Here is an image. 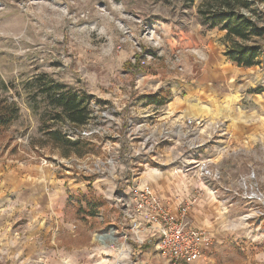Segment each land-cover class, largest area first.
Masks as SVG:
<instances>
[{"label": "rangeland", "instance_id": "1", "mask_svg": "<svg viewBox=\"0 0 264 264\" xmlns=\"http://www.w3.org/2000/svg\"><path fill=\"white\" fill-rule=\"evenodd\" d=\"M200 1L0 0V104L15 103L19 117L0 133V216L20 218L24 224L32 212L29 190L36 202L42 201L46 173L53 197L65 201L48 220H53L56 232L63 219L65 225L59 228L67 232L55 234L53 244L37 236L34 258L22 253L18 263L10 264H86L84 256L79 257L81 246L93 256L89 264H169L155 245L137 242L125 229L117 235L118 224L130 211L119 199L129 201L126 179L137 181L153 171L181 173L191 191L194 186L203 188L207 180L200 178L197 164L204 161L209 172L219 175L211 185L226 191L222 199L202 198L216 205L210 213L221 237L217 241L199 227L212 252L194 264H264V117L238 112L243 103L238 94L229 95L225 72L236 66L226 62L209 66L210 50L221 54L225 47L222 33L202 26L197 14ZM259 67L255 90L263 91L264 103V55ZM251 80L256 81L246 75L237 85L242 88ZM51 83L85 97L90 116L84 126L74 130L66 122L50 121L51 110L39 90ZM159 92H170V102L187 103L196 119L222 124L226 134L211 141L208 129L192 131L173 117L167 119L168 104L145 105L144 96ZM168 110H174L173 103ZM227 113L243 128L236 131L240 144L229 149L224 143L230 133L222 121ZM42 123L72 141L80 139L88 152L65 158L51 144H38ZM194 139L205 146L189 151ZM219 147L223 152L217 151ZM96 176L107 179L101 195L85 184ZM13 181L27 186L15 188L16 193ZM36 206L37 218H42L44 211ZM13 226L23 236L33 229Z\"/></svg>", "mask_w": 264, "mask_h": 264}, {"label": "crops", "instance_id": "2", "mask_svg": "<svg viewBox=\"0 0 264 264\" xmlns=\"http://www.w3.org/2000/svg\"><path fill=\"white\" fill-rule=\"evenodd\" d=\"M219 33H222L223 36L225 34L224 32H219ZM221 46L224 47L223 44ZM209 54H210L209 58H208L209 66H214L216 64L217 65L222 64L223 62H226L225 64H228V63L230 64L227 57H225L224 55H221V54H223V51L220 54V52L217 53L213 50H210ZM259 68H260L259 66L248 68V69L235 67L234 70L232 68H227V70H225V72H227V74H226L227 75L226 85L228 87L229 95L232 97H235V95L238 94L240 101H242V103H243L242 110L237 108L238 112L242 111V113H245L247 111L248 112L252 111L253 113L256 114L257 117H260V119H261L262 116L264 117V103L260 102V98H261L260 93H262L263 91L258 92L257 90H255L256 85H257V80H259V77H257V76L260 75V73L258 72ZM262 73H264V72H262ZM250 74H252V77H255L256 81L251 80L248 83H244V84L240 85L242 88H239V85H237V83L239 82L240 78L244 77L246 75L250 76ZM212 75H217V74H212ZM213 77H215V76H213ZM244 86H245V88H244ZM218 90H220V89H218ZM212 91L215 92V89H212ZM258 97H259V99H258ZM170 103L174 104V110L173 111L168 110V105ZM170 103H168V105H167V112H166V114L168 115V116H166L167 119H170L171 117H173L175 119L176 123H178L180 125V124H183V122L179 121L181 119L184 120L185 118H193V119L197 118L196 116H194L190 106L187 105V103L181 101L180 99H175L173 102H170ZM236 103H234V104H236ZM245 104H246V106H245ZM212 115H213V113H212ZM222 121L224 123H226L225 124L227 127L226 129L228 130V133H230L229 139L224 143L226 145V146H224V148L227 147L229 149L232 146H236L237 144H240V138L236 134V131L241 130L243 128L239 127V125L236 123V121L232 118V114H230V113L225 114L222 117ZM260 125H262V124H260ZM259 127L260 126H257L255 129H257ZM253 128H254V126H253ZM259 138H261V137H259ZM222 150L223 149L219 147V149L217 151L223 152ZM232 152H233V154H235V152L233 150H232ZM249 153L252 154V151ZM44 174L45 175H43V176H44V178H46L45 179L46 185H44L46 195L44 194V196H41V199H43L42 201L38 200V202H36V196L35 197L30 196L31 190H29L28 194H29L30 201L28 202L29 203L28 208L32 209V212L28 213V215H30L29 219H24V224L20 223V221L22 220L20 218H18L16 220L17 221L16 222L14 220L16 217L10 218L8 216H0V258H1L0 264H2L3 261H5L6 264H10L12 262L10 260H17V263H18L20 260L19 258H20L22 253H24V254L28 253V255H30L31 257L33 256L32 258H34V256L37 254L35 245L39 244V242L37 241L38 239L36 240L37 236L42 235L45 237L43 239V242L53 244V239H54L55 234H57V233L60 234V232H61L63 235H66V233H67L64 230H60V228H59L60 226L63 227L65 225L63 219H60V220L58 219L59 220L58 221L59 226L57 227L56 232L54 231V227H53V223H52L53 220L52 221L48 220V219L52 218L51 213H54V211L56 214H58L56 212V210L57 209L60 210L61 207H64L65 201L64 200H57L56 197L55 198L53 197V192H52V189L50 188L51 180H50V178H48L46 173H44ZM140 179L143 182L148 183L152 187L154 193L158 197H160L166 204H168L171 207V209L174 211H175V206H176L177 202H179L181 200L182 196L189 195L190 192L188 193V191H191L190 187L188 186L189 182L186 185V182H185L186 179L184 178V175L181 173L179 175V174H177V172L167 173V172L156 171V172H153L151 175L149 174L146 177L143 176V178L141 177ZM13 180H15V179H13ZM47 180L49 181V184H47ZM105 181H107L106 178L103 179L101 177L96 176L91 181L92 182L91 184L88 182H85V184L86 185H92V187L94 188V190L96 192L95 194L98 193L101 195V194H103V186L102 185ZM25 186H27V184L19 182V181H13V183L11 185L12 191H15L16 193L18 191L14 190L15 188L25 187ZM29 187H31V186L29 185ZM78 189L83 194L85 193V191H83L81 188H79V186H78ZM3 190H5V188ZM32 193H33V191L31 192V194ZM62 198H63V196H62ZM37 204L39 205L40 209L42 208L44 211V216L42 218H39V219L37 218V215H36L37 211H38L37 206H36ZM215 208H216L215 204L202 199L201 202L196 207H194L193 210H191L189 212L187 221L189 222V224L192 227H194L198 230H200L201 227L202 228L205 227L204 229H206V231L209 233V236L213 237L215 240L218 241V240H220L221 236L216 231H214V228H215L214 223L215 222H213L214 220H212V219H214V217L210 213L211 212L210 210H213ZM47 214H50V216L48 217ZM203 214H204V217L200 221H197L198 217L201 218V215H203ZM209 217H212V218L210 219ZM32 221H38L35 223H37V224L39 223L38 224L39 228H37L36 227L37 224H34V222H32ZM14 223H17V226H20V227L25 225V226H27L26 229H29L30 227H32L33 229L29 230V232L27 233L26 236L21 235V233L19 235L18 234L20 232L19 230L14 231V226H13ZM91 224H92V222H86V225L90 226ZM118 225H120V226H119V231L117 232V235H120L122 233V230L125 229L124 232H126L130 236H133V234L130 232V224H129L128 219L125 220L123 223L120 222ZM120 228H122V229H120ZM140 235H141L142 239L144 240L143 242H145L149 245H153V246L155 245V242L150 239V237L147 233L143 232ZM20 236H23V237L21 238ZM73 237H75V235H73ZM19 238L22 240H20ZM64 238H65V236H64ZM205 239L208 240V237H205ZM11 243H12V245H10ZM209 243H210V241H209ZM88 244H91V241H89ZM104 246H105V244H104ZM43 247H44V244L42 246H40V248H39L41 252H44ZM51 248L52 247L49 246V249L52 251ZM92 248L94 249V251L92 253L94 254V256H96L97 246H94ZM63 249L64 248L62 247L61 248V255H63L64 259H65L68 257V255L66 254L65 250H63ZM51 251H49V252H51ZM202 251H203V257L198 262H201L202 260L204 262L205 261L204 259L206 258V256H209V254L212 252V249L210 248V246L207 248L203 247ZM79 252H80L79 257L81 258L84 256V259H85V261H82V262L89 264L88 258L93 257V256L89 255L90 253L88 252L87 246H84V247L81 246V248L79 249ZM48 256L50 257L52 255L49 254ZM48 261L49 260H47V262ZM51 262H50V264H51ZM93 264H95V263H93Z\"/></svg>", "mask_w": 264, "mask_h": 264}, {"label": "trees", "instance_id": "3", "mask_svg": "<svg viewBox=\"0 0 264 264\" xmlns=\"http://www.w3.org/2000/svg\"><path fill=\"white\" fill-rule=\"evenodd\" d=\"M197 14L207 31L225 33L222 38L223 54L232 65L248 69L262 64L264 44L260 42H264V0H201ZM39 91L43 102L51 110V113L48 112L50 121L66 122L77 130L89 120L90 106L84 96L79 97L75 91L53 83L42 85ZM170 98V92L166 95L159 92L142 99L145 105L158 108L166 106ZM7 104H0V133L19 118L15 103ZM40 128L43 138L38 140V144H51L62 157H82L88 152L87 144L80 139L72 141L60 130L43 123Z\"/></svg>", "mask_w": 264, "mask_h": 264}, {"label": "built area", "instance_id": "4", "mask_svg": "<svg viewBox=\"0 0 264 264\" xmlns=\"http://www.w3.org/2000/svg\"><path fill=\"white\" fill-rule=\"evenodd\" d=\"M192 131L206 130L212 133L210 138L222 139L226 134L222 124H206L204 120L185 118L182 120ZM179 130L174 135H178ZM194 139L190 144L189 151H195L204 147L202 143L196 144ZM203 145V146H202ZM204 161L199 166L200 178L207 180L203 188L194 186L191 193L177 202L175 211L158 197L152 187L141 179L131 182L127 180L128 203L124 204L123 198L119 199L122 207H129L130 211L126 218L130 224V232L135 236L137 242H142L141 233L145 232L155 242V248L168 260L169 264H194L203 257V247H209L210 243L204 234L192 227L187 221L189 212L198 205L204 196L222 199L226 190L215 187L219 179L217 173L209 172ZM188 169H184L187 172ZM223 202V200H221Z\"/></svg>", "mask_w": 264, "mask_h": 264}, {"label": "bare ground", "instance_id": "5", "mask_svg": "<svg viewBox=\"0 0 264 264\" xmlns=\"http://www.w3.org/2000/svg\"><path fill=\"white\" fill-rule=\"evenodd\" d=\"M153 172H156V171H153ZM96 238H98V236H97ZM98 239H99V238H98Z\"/></svg>", "mask_w": 264, "mask_h": 264}]
</instances>
